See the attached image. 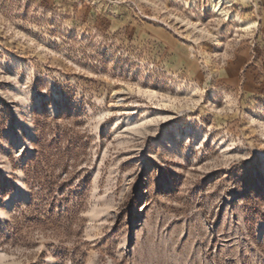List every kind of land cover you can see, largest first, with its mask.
<instances>
[{
  "label": "rangeland",
  "instance_id": "rangeland-1",
  "mask_svg": "<svg viewBox=\"0 0 264 264\" xmlns=\"http://www.w3.org/2000/svg\"><path fill=\"white\" fill-rule=\"evenodd\" d=\"M228 1L0 0V264H264V0Z\"/></svg>",
  "mask_w": 264,
  "mask_h": 264
},
{
  "label": "bare ground",
  "instance_id": "bare-ground-1",
  "mask_svg": "<svg viewBox=\"0 0 264 264\" xmlns=\"http://www.w3.org/2000/svg\"><path fill=\"white\" fill-rule=\"evenodd\" d=\"M213 1V5H212V9L216 12L219 13L223 7L224 4H230V2L228 0H212ZM26 199L25 195H17L15 196L13 202L9 203V208H13L14 207V201H21Z\"/></svg>",
  "mask_w": 264,
  "mask_h": 264
}]
</instances>
